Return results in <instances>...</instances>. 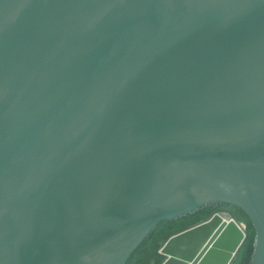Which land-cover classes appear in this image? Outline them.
<instances>
[{"label":"water","instance_id":"95a60500","mask_svg":"<svg viewBox=\"0 0 264 264\" xmlns=\"http://www.w3.org/2000/svg\"><path fill=\"white\" fill-rule=\"evenodd\" d=\"M233 204L264 264V0H0V264H126ZM224 213L163 264H230Z\"/></svg>","mask_w":264,"mask_h":264},{"label":"trees","instance_id":"16d2710c","mask_svg":"<svg viewBox=\"0 0 264 264\" xmlns=\"http://www.w3.org/2000/svg\"><path fill=\"white\" fill-rule=\"evenodd\" d=\"M218 213L236 220L245 231V239L230 264H252L257 249V232L245 211L233 204H209L184 216L161 221L132 253L126 264H163L167 256L161 250L172 236L202 224Z\"/></svg>","mask_w":264,"mask_h":264}]
</instances>
